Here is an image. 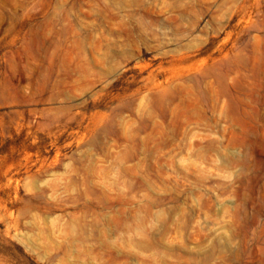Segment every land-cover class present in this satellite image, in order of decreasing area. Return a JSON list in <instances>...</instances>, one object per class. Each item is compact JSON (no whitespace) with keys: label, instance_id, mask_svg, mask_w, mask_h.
Returning a JSON list of instances; mask_svg holds the SVG:
<instances>
[{"label":"rangeland","instance_id":"374dc122","mask_svg":"<svg viewBox=\"0 0 264 264\" xmlns=\"http://www.w3.org/2000/svg\"><path fill=\"white\" fill-rule=\"evenodd\" d=\"M0 264H264V0H0Z\"/></svg>","mask_w":264,"mask_h":264}]
</instances>
